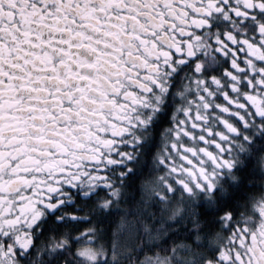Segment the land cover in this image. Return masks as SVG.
<instances>
[{
	"label": "snow or ice",
	"instance_id": "snow-or-ice-1",
	"mask_svg": "<svg viewBox=\"0 0 264 264\" xmlns=\"http://www.w3.org/2000/svg\"><path fill=\"white\" fill-rule=\"evenodd\" d=\"M0 264H264V0H0Z\"/></svg>",
	"mask_w": 264,
	"mask_h": 264
}]
</instances>
